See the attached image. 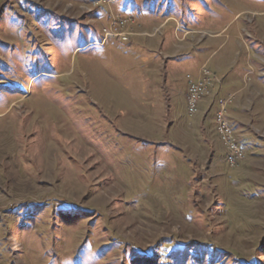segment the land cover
<instances>
[{
	"label": "rangeland",
	"instance_id": "374dc122",
	"mask_svg": "<svg viewBox=\"0 0 264 264\" xmlns=\"http://www.w3.org/2000/svg\"><path fill=\"white\" fill-rule=\"evenodd\" d=\"M245 59L228 167L187 76ZM0 264H264V0H0Z\"/></svg>",
	"mask_w": 264,
	"mask_h": 264
},
{
	"label": "crops",
	"instance_id": "0c3cea01",
	"mask_svg": "<svg viewBox=\"0 0 264 264\" xmlns=\"http://www.w3.org/2000/svg\"><path fill=\"white\" fill-rule=\"evenodd\" d=\"M188 31L189 30H187V32ZM189 32H192V31H189ZM175 39L178 40L179 42L183 43V41L185 40V37L178 38V36L177 37L175 36ZM191 46H193V49L195 48L194 54L196 57L200 56L203 53L202 48H200V47L196 48L193 44H191ZM181 50H184V48L179 46V48L176 49L175 51L179 52ZM170 55L171 54H168L166 56H168V58H169V57H171ZM207 61H208V59H207ZM237 64H238L237 62L233 64L234 66L237 67V69H233L231 64H229L225 68L223 67V69H220L219 65H216V69L219 71L218 74H216L218 79L215 82V85H214V88L212 91V95L210 96L211 99H209V102H210L209 104H210L211 108L208 106V108H210V111L214 110V112H215L217 109L216 100L219 97H227L229 95H233L234 97H236L235 103L233 105H230V107H228L227 111H226L229 124H231V126H233L235 133L240 130L239 129L240 126H238V125H240V121L238 119L243 118V117H241V115L244 113V111H246V109L244 108V106L242 105V102H241L243 100V97L248 96L247 99L249 100L250 94L254 93L253 90L257 91L258 85L261 84L257 80L258 79V71H256L257 68L255 66H251L250 60L249 61L247 59L244 60V67L248 68L247 69L248 71L243 70L244 69L243 66L239 67V65H237ZM200 66L202 67L205 65L201 64ZM200 66L198 68L199 69L198 72L196 73L197 78L200 75V68H201ZM193 71H196V70H193ZM253 71H255V72H253ZM250 75L254 78L250 77ZM250 100H252V99H250ZM202 108H203V106H202ZM207 109H203L201 112L206 113ZM215 114H216V112H215ZM215 114H214V120H215ZM214 126H215V123H214ZM214 134H215L216 139L219 140L218 135L216 133V126H215V133Z\"/></svg>",
	"mask_w": 264,
	"mask_h": 264
},
{
	"label": "built area",
	"instance_id": "2783aa9c",
	"mask_svg": "<svg viewBox=\"0 0 264 264\" xmlns=\"http://www.w3.org/2000/svg\"><path fill=\"white\" fill-rule=\"evenodd\" d=\"M123 40L126 37L123 36ZM188 86L186 90V113L195 116L202 98L211 94L215 85V73H212L206 66L200 68V75L196 80L187 76ZM233 96L219 97L216 100L217 109L215 114V126L218 139L224 148V162L228 167L234 166L245 158L242 144L236 136L235 130L227 119V108L232 104Z\"/></svg>",
	"mask_w": 264,
	"mask_h": 264
}]
</instances>
